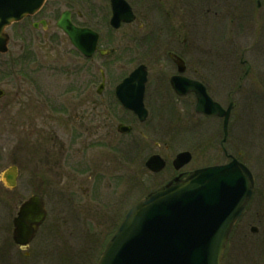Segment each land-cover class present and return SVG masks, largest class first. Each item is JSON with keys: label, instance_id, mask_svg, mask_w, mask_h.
Instances as JSON below:
<instances>
[{"label": "rangeland", "instance_id": "1", "mask_svg": "<svg viewBox=\"0 0 264 264\" xmlns=\"http://www.w3.org/2000/svg\"><path fill=\"white\" fill-rule=\"evenodd\" d=\"M158 3L146 17L137 6L135 20L114 30L103 0H47L36 15L6 29L8 51L0 54V178L7 167L17 166L15 188L0 208V240L9 241L11 255L7 264H96L130 206L175 173L171 160L178 152L191 153L179 170L186 171L227 163L223 148L250 169L255 185L222 264H264V29L242 31L241 24L253 19L239 11L230 24L220 14L216 22L226 28L212 29L207 8L223 10L224 0H198L190 47L178 49L185 75L205 84L215 101L225 107L231 92L235 107L222 143V120L195 112L192 95L179 97L169 89L168 77L176 70L167 55L171 49ZM66 9L73 23L97 31L99 46L114 47V53L79 54L55 25ZM40 19L46 29L32 27ZM139 63L147 68L143 121L122 109L112 93ZM100 70L107 80L102 97L96 93ZM119 123L131 130L118 132ZM29 143L40 145L39 155L33 149L22 152ZM151 154L166 159L165 168L148 170L144 162ZM34 193L44 196L48 221L30 255L22 257L10 243V223L19 203Z\"/></svg>", "mask_w": 264, "mask_h": 264}, {"label": "water", "instance_id": "2", "mask_svg": "<svg viewBox=\"0 0 264 264\" xmlns=\"http://www.w3.org/2000/svg\"><path fill=\"white\" fill-rule=\"evenodd\" d=\"M44 1L0 0V53L7 51L9 36L5 28L33 15ZM111 5L110 24L113 27L117 28L121 21L133 20L125 1L111 0ZM40 23L45 26L43 20ZM56 25L83 55L91 56L95 51L98 35L88 28L75 26L69 11L61 13ZM33 26L37 27L38 23ZM99 52L106 54L111 50ZM175 62L179 74L170 78L173 90L178 95L193 92L195 112L223 117L225 141L232 105L223 109L209 97L203 84L181 75L185 65L180 58ZM145 80L146 70L140 65L116 87V96L121 104L131 109L140 121L147 116L143 105ZM2 93L0 90V96ZM129 129V126L118 125L121 132ZM189 160L190 154L181 152L176 155L173 165L179 168ZM145 165L152 171H159L164 161L152 155ZM253 186L250 171L234 158L224 165L194 170L184 180L175 178L130 208L107 242L97 264H221L229 233L249 200ZM44 217L42 198L31 196L20 206L14 218L15 243L29 242Z\"/></svg>", "mask_w": 264, "mask_h": 264}, {"label": "flooded vegetation", "instance_id": "3", "mask_svg": "<svg viewBox=\"0 0 264 264\" xmlns=\"http://www.w3.org/2000/svg\"><path fill=\"white\" fill-rule=\"evenodd\" d=\"M105 1L106 5V9L109 12V15L111 16L112 13V5H111V0H103ZM125 2H127V4L130 6L133 14L135 15V18L137 16V12L139 11L140 13H143L144 17H146V13L149 14L150 13V8H151V4L154 3L155 7H158L156 4H159L158 2H160L162 4V6L160 7L161 11L164 13V19H165V23H166V28H162V31L164 30V36L166 39V45L169 46V48L171 49L170 51L167 52V55L169 57V59L172 61V63H174V58L170 56V54H174L176 56H179L181 58H183L181 56V54L178 52V49H183L184 47H190L189 44L190 42L188 41V34H195V29L193 28V25L196 21H195V16H194V11L195 9H198V0H124ZM139 7L138 11L136 7ZM219 6H215L214 8L211 9L210 7L207 8L208 11H212V16L209 19V22L207 25L210 26L212 29H215L216 25H218L220 27V24L218 22H216V17L219 16L220 14H222V16L228 21V24L231 23V16L233 12L239 11L240 15L243 14L244 16H250L252 17L253 21L251 22V20H247L241 24V30L242 31H248L250 32V30H253L255 33L259 32V29L261 28L264 29V0H224V9L221 10L218 8ZM187 11H190L189 13H191V15H187ZM207 11V13H208ZM71 12V11H70ZM185 14L184 16L182 14ZM139 15V14H138ZM109 16V18H110ZM72 17V15H71ZM204 16H202L203 18ZM108 18V25L110 23ZM186 18V19H185ZM245 19V18H244ZM171 22L174 23V25H171ZM185 22V23H184ZM203 25H205V21L203 20L202 22ZM249 24H250V28H249ZM126 23H121L120 27L118 29H120L121 27L125 26ZM227 26V24L223 27H220L221 29H225ZM262 26V27H261ZM219 28V30H220ZM253 28V29H252ZM158 29V28H157ZM190 29V32L188 33ZM94 30V29H93ZM260 30V31H261ZM95 31V30H94ZM97 32V31H96ZM99 34V33H98ZM99 39H100V35H99ZM193 44V41H191ZM193 47V45H191ZM197 46V45H196ZM195 47V46H194ZM101 48H108V47H101ZM97 53V52H96ZM98 54V53H97ZM241 64H243V61H240ZM247 70L246 69L245 73L247 74ZM174 74V73H172ZM171 74V75H172ZM170 77V76H169ZM124 78V77H123ZM122 78V79H123ZM121 79V80H122ZM120 80V81H121ZM100 81H101V76H100ZM119 81V82H120ZM118 82V83H119ZM168 82H169V78H168ZM105 83H107L106 80V76L104 74V85H103V89L105 88ZM117 85V84H116ZM169 85V84H168ZM115 87V86H114ZM145 89H146V84H145ZM169 89L172 92L170 85H169ZM102 91L100 93H98L96 91V93L98 95H100L102 97ZM112 93L116 99L117 104H119V106L124 109L125 111H129L126 110L118 101V99L115 96L114 93V89L112 90ZM173 94V92H172ZM174 95V94H173ZM228 96V104L230 102H232L231 100V92L227 94ZM176 100H178V98H176ZM102 101L101 99L96 100V108H100L102 105ZM88 101H86L87 103ZM93 107L95 106V102H91ZM145 104V103H144ZM102 108V107H101ZM231 117V115H230ZM82 131L81 132H85L87 131V128H83L82 126ZM53 137H55V133L54 130L52 131ZM55 143V142H54ZM53 143V146L55 145ZM42 145V144H41ZM31 147V148H30ZM22 148V152L23 151H29L31 149V151H33L34 155H39V152L41 150L40 145H38L37 143L35 144H25ZM50 162V160H49ZM52 164L50 162V165H53V167L55 166L56 162L52 159ZM202 167V166H201ZM199 167H194L193 169L190 170H186V171H175L174 170V174L171 176V178L175 177V176H179L180 178H184L185 176H187L192 170L197 169ZM7 174L4 176L5 180H7ZM5 180H1L0 179V208L2 206V203H6L7 202V192L8 190H13L15 188V186L11 187L8 186L7 182H5ZM48 215V213H47ZM14 217V216H13ZM12 217V218H13ZM47 218V217H46ZM46 221V219H45ZM38 228L34 238L27 244V246H17L13 243L12 241V222L10 223V243L14 244V247L16 248V254H22V257H28L31 253L30 247L32 245V242L36 239L40 229L42 227H44V223ZM5 231H8V227L5 226ZM7 239L6 240H0V264H7L8 263V258L11 256H9L8 252H7ZM13 251V249H12ZM20 264V263H19Z\"/></svg>", "mask_w": 264, "mask_h": 264}]
</instances>
